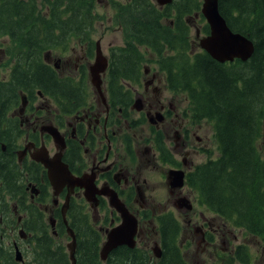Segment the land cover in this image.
Returning <instances> with one entry per match:
<instances>
[{
	"label": "trees",
	"instance_id": "obj_1",
	"mask_svg": "<svg viewBox=\"0 0 264 264\" xmlns=\"http://www.w3.org/2000/svg\"><path fill=\"white\" fill-rule=\"evenodd\" d=\"M218 1L219 13L231 30L246 35L253 43L254 52L246 61L217 62L195 48L185 18L198 14L203 20L199 12L202 0H173L162 8L151 0H110L125 44L111 49L108 85L112 93H125L122 104L127 108L132 94L125 83H136L142 72L144 57L138 46L149 48L170 89L188 98L191 118L213 123L217 155L212 157L210 151L207 160L196 165L186 180L198 193V203L218 217L220 223L215 228H240L264 238V0ZM94 3L95 0H0V37H8L6 56L8 61L14 60L8 78L0 77L1 114L19 103L21 94L45 91V86L56 92L57 75L42 55L67 48L71 37L87 39L91 23L99 19L93 13ZM62 26L73 30L55 31ZM202 29L208 33L209 25L203 23ZM1 164L2 161L0 218L13 220L8 200L17 198L16 213L26 215L22 226L34 244L31 243L35 263L71 264L66 225L56 224L53 233L43 211L27 203L23 193L10 192L8 170ZM43 198L48 201V193ZM67 216L76 238V264H152L150 251L142 252L139 247L125 250L119 258L111 252L101 260L103 237L88 214L70 208ZM179 229V222L171 215L155 216L154 230L162 254L155 264H188L179 253ZM3 230L0 226V242ZM1 248L0 244V264H16L11 252L8 250L6 256ZM235 251V257L229 254V262L235 264L237 258L245 264L247 256L241 246Z\"/></svg>",
	"mask_w": 264,
	"mask_h": 264
},
{
	"label": "flooded vegetation",
	"instance_id": "obj_2",
	"mask_svg": "<svg viewBox=\"0 0 264 264\" xmlns=\"http://www.w3.org/2000/svg\"><path fill=\"white\" fill-rule=\"evenodd\" d=\"M95 1L100 3V0ZM109 1L106 0L105 4L109 5ZM151 1L160 8L164 7L158 5L153 0ZM109 7L111 6L109 5ZM42 13L46 14V11ZM97 20L91 23V27L89 28L90 33L87 39L75 38L77 39L75 42L81 50V57H64L63 54L68 49L74 54V47L69 44L67 48L59 51L54 56L57 61H54L52 65L50 63V60L53 58L50 54L51 52L49 51L42 55L44 62L50 64L57 75L58 87L56 92L45 86L49 91L45 89V91L41 92L40 90H36L33 93L21 94V104L19 106L8 108L2 114L0 113V153H2L0 155V162L2 161V167L8 170L9 183L12 182V185L8 183L10 186L8 189H12V191L19 189L21 193L26 195L24 200H27V203L43 211L45 220L50 226L55 227L58 223L65 224V219L68 225L67 211L70 208L77 211L84 210L88 214L91 224L102 234L103 238L100 244L102 247V244L106 240L107 232L122 222L121 213L111 204L110 196L115 194L120 202L124 204L128 212L133 214L134 211L129 207V201L133 200L135 190L138 191L141 185V171L138 172L139 163L137 162L134 168L126 170V158L128 157L131 162H134L137 151L136 148L131 146L129 139L131 137L126 131L136 129L138 125L147 122L152 125L151 128L155 135L151 138L153 143L152 147L155 151V153L152 152V155L160 167H165L163 178L166 184H178V182H175L176 180L173 184L171 182L175 176L174 172L178 170L183 171V184L179 185L177 189H171L175 195L171 205L176 210L182 211L186 221L188 217L184 214L183 209L189 205L190 207H195L197 197L199 198L198 193L189 186L186 180L188 174L200 162L194 163L189 155L199 154V151H201L207 157L210 150L203 146L198 148V146L195 147L193 145L192 138L194 134L187 126L191 124V128L192 124L197 125L201 120L195 121L191 118L189 101L188 110L190 114L188 117L186 115L182 116L187 119L185 121L184 118H179L176 112L174 113L177 107L171 100L159 98L158 93L161 77L165 87L168 90L171 89L167 85L166 75L158 69V66L157 70L162 72L163 75L160 78L156 79V75L153 73L148 79H143L146 71H142L136 83H125V87L131 88L132 94V101L127 108L122 104L125 102L123 99L125 93L118 94L111 92L108 85L111 66L109 65L111 61L110 52L114 47L123 46L125 41L122 45H116V43L110 41L106 52L101 51L107 60V64H105L106 67L104 70L99 72V85L92 82L90 68L94 62L89 64L88 70H86V63L81 62V59H94L95 61V53L99 49L96 43L97 41L93 39V35L97 33L95 28ZM107 20L114 25L113 13L110 14ZM170 23H172V20H170ZM72 30L71 28H64L62 26L55 31L64 32ZM8 41V37H1L2 44ZM0 52L2 55L5 54L4 47H0ZM13 61H11V65H13ZM159 71L156 72L158 73ZM138 102L141 103L138 104ZM10 110H18V112L11 113V116L13 115L15 117L14 119L8 117ZM137 113L138 116L136 117ZM158 121L161 124H165V121L169 122L166 126H163L162 133L157 128ZM49 128H54L58 134L57 141H54L53 135L48 130ZM194 138L199 140L198 137ZM166 139L170 140L172 148L171 146H165ZM43 150L46 151L49 158L58 156L60 163L66 165L70 174L75 177L84 178L82 184L85 183L81 186H73L71 190L64 184L61 186L62 188L59 192L55 194L48 175H46L47 168L41 162L34 159V157L41 156ZM17 166L19 168L18 172L21 175L14 177L13 174ZM32 179L34 182H32ZM87 188H89L88 191ZM190 188L194 191V194H197L196 198L185 192L186 190L189 191ZM47 193L49 198L48 201H45L43 195ZM68 193L67 207L64 210L65 214H63L61 210ZM9 201L10 208L14 212V218L9 221H3L0 218V226L4 227L8 236L16 239H20L21 237L23 238L21 240L26 238V241H30V234L24 231L22 226L26 215L16 213L19 205L17 198L13 200L9 199ZM142 207L141 212L145 216L146 214L143 212L146 210L144 209L151 210V207L150 205L147 208L144 205ZM162 214L171 215L173 213L171 210H167ZM134 216L137 220L136 215ZM171 216L174 218V215ZM199 217L203 221L199 226L194 227L195 232H199V240L197 243H204L205 246L211 245L215 250V244L213 242L215 241L214 235L217 228H212L211 222H205V217L200 212ZM145 218L143 217V221L139 223V226L137 220L134 239L135 245L132 247L126 244L116 246L109 252H113L112 256L117 258L122 257L125 250H132L133 248L139 247V243L144 244L142 239L146 236L148 225L153 223L155 216L151 219ZM174 219L178 222V219ZM187 224L188 228H190L191 220H188ZM20 228L22 232L19 231ZM223 228V230H220L221 234L225 236L231 234L229 232L231 230L230 228L227 226ZM53 233H56L54 228ZM149 234L151 235L152 232L149 231ZM231 235L235 239L236 245L228 247L227 252L235 257V250L240 245L241 249L245 252L243 254L247 256V245L242 242L237 244V236L235 234ZM155 242L158 243V240ZM155 242H153L154 245ZM15 243L12 244V249L16 248ZM158 245L160 246V243ZM159 255L154 256L159 259L162 255L161 252ZM151 257L154 262V257ZM257 258L258 264H264V257ZM105 259L106 256L104 259L101 258V260ZM245 260V264L257 263L252 262V255L249 256V253ZM238 263L243 264L240 261Z\"/></svg>",
	"mask_w": 264,
	"mask_h": 264
},
{
	"label": "rangeland",
	"instance_id": "obj_3",
	"mask_svg": "<svg viewBox=\"0 0 264 264\" xmlns=\"http://www.w3.org/2000/svg\"><path fill=\"white\" fill-rule=\"evenodd\" d=\"M106 0H100V3L96 2L94 3V9L93 13L98 14L99 20L96 21L95 23V28L97 30V33L93 35V39L96 40L97 45L99 46L100 53L106 52V48L108 46V43L110 41L116 43V45H122L124 43V36H123V31H121L120 27L115 24H111L107 18L110 16V14H114L113 8L109 7L108 4H105ZM121 1V0H120ZM126 1V0H123ZM155 3H157V0H153ZM157 5V4H156ZM112 8V9H111ZM187 21L188 26H190V32H189V37L192 40V43L194 44L196 49H200L199 46V39L202 38L203 36H206L203 33V23H205V20L199 19V16H189L185 18ZM197 31L199 32L198 35L196 34ZM77 39L75 37H71L69 40V45L74 47V54L68 49V51L63 54L64 57H81V50L77 43L75 42ZM4 47L5 49V54H1L0 52V77L4 80L8 78V73L10 71L9 68H11V62L10 60L8 61V57L6 56V49L9 47L8 42L5 44L1 43V37H0V47ZM138 50L143 53V63H142V71H146V73L143 75V79H148L151 77V74L155 73L156 79L160 78L162 75V72L157 70V65L154 62L155 56L154 54L149 50V48L146 47H138ZM97 51V50H96ZM49 52V51H47ZM52 52V51H51ZM59 51L50 53L52 55V59L50 60V63L54 61H57V59L54 58L55 55H57ZM63 59V58H62ZM81 62L86 63V70H88V65L94 62V59H81ZM156 71H159L158 73ZM156 81V80H155ZM159 98L165 99V100H171V102L174 103V105L177 107L176 110H174V113L176 112L181 118L183 115L189 116V110H188V99L185 97L184 94L182 93H175L171 90H168L167 87H165L164 82L161 81L159 83ZM136 99V98H135ZM134 101L136 102V100ZM141 102H138V104ZM21 104V101L19 103L15 104L14 106L17 107ZM135 104V103H134ZM133 104V105H134ZM18 112V110H10L8 113V117L14 119L15 117L11 113ZM138 116V113L136 114V117ZM184 118V117H182ZM178 119V117H177ZM186 121L187 119L184 118ZM188 122V121H187ZM169 123L168 121H165V124H161L159 121L157 123V128L161 130L163 126H166V124ZM189 123V122H188ZM191 123V122H190ZM150 123H143L141 125H138L136 129L133 130H128L126 131L128 135H130V144L133 148H136L138 151H136L135 155V161L131 162L129 158H126V170L132 169L135 167L137 162L139 163V169L138 172L141 171L140 174V179H141V185L139 190H135L134 192V198L132 201H129V207L132 208L131 210L134 211V215H136L137 220H138V226L139 223H142L143 217H145L141 209L143 208L142 205H144L146 208L147 206L150 205V209H144L146 210L143 213H147L150 216V219L156 215L165 213L167 210H171V212L174 215L173 217L178 219L179 226H180V234H179V253L183 255L184 260L188 264H233L229 262V252L227 250L229 249L228 247L232 245H236L235 239L231 234H235L238 238V242L245 243L247 245V257L248 253L249 256L252 255V262H257L258 264V258H263L264 257V238H261L256 235H249L244 232V230L238 228V229H232L230 228L229 232L231 234L229 235H223L221 234V229L217 228L216 233L214 235V242L215 244V250L213 246H205L204 243H197L199 240V232H195L194 227L199 226L203 220H201V217H199V212L200 214L205 217V222L209 221L212 224V228L216 226V223H220V220L218 219L215 214H213L211 211H209L204 205H200L198 202V197L197 194L193 193L194 191L190 188L189 191H185L189 194H191L193 197H197L196 200V206L195 207H189V208H184L183 212L186 214L188 217L187 221L186 218L184 217L182 211L176 210L172 205L171 202L174 199L175 195L172 193L173 190L171 189H177L179 184L175 183L174 185H169L164 182L163 178V172L164 168L160 167L158 163L156 162V159L153 158L152 152L155 153L153 147H152V139L155 135L152 130V125ZM189 124L187 127L192 131V141L193 145L196 147L198 146L201 147H206L208 150L211 151L212 157H215L217 155V144L215 142V137H214V129H213V123L211 121H206V120H201L200 123L197 125L192 124L190 128ZM194 137H198L199 140L195 139ZM167 144V145H166ZM166 147L172 148V143H170L169 139H166ZM193 148V147H192ZM183 149V148H181ZM54 151V150H53ZM52 151V152H53ZM190 159L193 160L194 163H199L201 161H204L207 157L202 154L201 151H199V154H190L189 155ZM133 163V164H132ZM18 166L15 168L14 172V177L19 176L18 172ZM169 175V173H168ZM175 177V176H174ZM145 180V181H143ZM12 183V182H11ZM9 183V185L11 184ZM8 187L10 188V186ZM12 185V184H11ZM169 186V187H168ZM187 189V188H186ZM12 191V189H10ZM15 193H20V190H13ZM199 196V195H198ZM7 199H9V196L7 195ZM131 204V205H130ZM196 214V216H194ZM146 219V218H145ZM188 220H191V225L190 228H188ZM118 223V222H116ZM52 226V225H51ZM154 226H155V220L153 221L152 224L148 225V232L146 236L143 237L144 244L139 243V248H141V251L144 249L146 251H150V257L153 256L154 259L156 260V256L153 255V250L152 247L154 246L153 242H155L156 239V233L154 231ZM52 228H54L52 226ZM150 229V230H149ZM224 228L222 227V230ZM22 229L20 228L19 231ZM152 232V234H148ZM4 236L1 238V249L6 251V256H8L7 252L8 250L12 254V261L13 263L15 262L16 264H36L35 261L33 260V253H32V241H26V238L24 240H21L23 238L20 237V239H16L13 237L8 236V233L5 232V230L2 231ZM198 233V234H197ZM154 234V235H153ZM15 239V240H14ZM70 240H67L69 242ZM142 241V242H143ZM15 243V245L18 247L19 252L21 253V260H15V249H12V244ZM34 245V244H33ZM67 246V244H66ZM160 247V246H159ZM68 249V248H67ZM68 251V250H67ZM143 252V251H142ZM261 252V253H259ZM261 255V256H258ZM254 257V258H253ZM235 264L238 263V259L236 258ZM151 263L155 264V261L153 262L151 259Z\"/></svg>",
	"mask_w": 264,
	"mask_h": 264
},
{
	"label": "water",
	"instance_id": "obj_4",
	"mask_svg": "<svg viewBox=\"0 0 264 264\" xmlns=\"http://www.w3.org/2000/svg\"><path fill=\"white\" fill-rule=\"evenodd\" d=\"M171 0H157L160 5L169 4ZM202 5L200 9V13H202L204 19H206L207 24L209 25V33L206 36H203L199 39V46L206 53H208L211 58H213L217 62L225 63L234 61V59H238L241 61L248 60L254 52V47L252 41L246 36L241 35L238 32L231 30V28L226 24V21L221 13H219L218 9V0H202ZM197 31V35H198ZM96 57L94 63L91 65V78L92 82L96 85L100 83L99 72L104 70L107 64L106 58L100 53V50L97 49ZM55 128V127H54ZM54 128H49V132L53 135L54 141H57L58 134L54 130ZM35 160L41 162L47 168L48 179L50 181L51 187L53 188L54 193H58L62 188L61 186L66 184L69 187V190L73 186H81L84 178L75 177L70 174V171L67 169L66 165L60 163V159L58 156H54V158H49L46 151L43 150V154L39 157H34ZM175 177L171 181L172 184L178 182L179 185H182L183 171L174 172ZM89 188H87V191ZM87 193V192H86ZM69 198V193L65 198V202L62 206V212L65 214L67 202ZM111 204L121 213L122 222L113 227L107 233V237L105 242L102 244L100 250V256L102 259L107 256V254L116 246L126 244L129 247L134 246V239L137 228V220L132 213H129L125 208L124 204L120 202L118 197L113 194L110 196ZM190 205L187 207L189 208ZM66 230L71 238V240L67 243V248L69 250V257L71 260V264H76V259L74 258V250L76 245V238L73 229L67 225L66 219ZM22 232V230L20 231ZM15 249V260H21V253L19 252L18 247ZM154 255L160 256V247L158 243H155L153 247Z\"/></svg>",
	"mask_w": 264,
	"mask_h": 264
}]
</instances>
